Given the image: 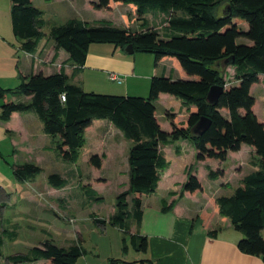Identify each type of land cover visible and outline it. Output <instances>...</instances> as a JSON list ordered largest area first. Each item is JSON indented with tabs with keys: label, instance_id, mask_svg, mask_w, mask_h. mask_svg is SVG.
<instances>
[{
	"label": "trees",
	"instance_id": "1",
	"mask_svg": "<svg viewBox=\"0 0 264 264\" xmlns=\"http://www.w3.org/2000/svg\"><path fill=\"white\" fill-rule=\"evenodd\" d=\"M8 1L13 36L22 51L33 54L44 36L43 13L33 5V0ZM112 3L134 5L139 28L70 19L51 26L49 38L54 48L64 50L81 67L93 43L122 48L130 44L136 53H152L155 63L165 57L175 58L187 78L154 76L148 96L138 97L85 92L71 85L63 73L31 74L23 77L14 90L0 88V126L5 127L15 114L33 113L45 135L59 137L57 154L68 163L75 162L85 144L84 133L94 120H107L132 143L128 151L129 188L117 195L115 212L108 219L124 233L123 253L129 246L126 234L133 250L146 252V239L130 234L129 230L132 221L138 224L141 220V196L156 192L160 171L167 165L161 153L163 145L188 140L195 148L197 161L214 160L220 164L225 162L228 152L239 151L242 145L251 147L258 159L257 169L240 179L231 195L220 196L215 203L219 214L242 235L237 242L239 252L260 257L264 264V124L254 113L255 98L251 94V88L264 79V0H95L90 6L108 10ZM155 13L164 17V36L146 18ZM226 59L229 63L225 66L234 68V75L227 82L216 68ZM214 85L223 90L217 102L209 104L206 94ZM160 94L181 100L189 112L185 126L177 125L175 115L167 112L170 127L161 129L154 105ZM61 95L64 102L60 101ZM21 96L29 100L12 99ZM202 117L209 119L208 128L199 135L192 133ZM101 159L94 155L88 163L99 169ZM207 171L210 180L224 174L222 168ZM41 172L33 163L13 166L19 183L32 180ZM46 181L55 189L67 184L65 178L54 173L48 174ZM202 191L201 182L189 174L181 193L193 195ZM94 222L106 226L105 220L96 218ZM211 235L215 236V232ZM78 243L62 248L47 240L27 254L10 255L6 260L11 264H36L40 260L45 264H76L87 255ZM118 261L111 260V264ZM138 263L151 264L148 260Z\"/></svg>",
	"mask_w": 264,
	"mask_h": 264
},
{
	"label": "crops",
	"instance_id": "2",
	"mask_svg": "<svg viewBox=\"0 0 264 264\" xmlns=\"http://www.w3.org/2000/svg\"><path fill=\"white\" fill-rule=\"evenodd\" d=\"M66 1L70 4L69 8L76 9L79 7V10L85 13H100L104 10L91 8L90 4L95 0H33L32 2L43 13L42 19L45 25L44 16L47 7L54 3L62 4ZM9 11V1L0 0V88L2 89H16L23 77L31 74L42 73L47 76L63 73L71 85L80 87L85 92L147 97L149 83L154 76L170 77L173 80L187 78L175 58L165 57L155 63L154 56L151 53L133 52V54H128L125 52V48L109 43L89 45L84 64L77 67L71 61L68 53L62 49L56 50L54 48V43L49 38L51 27L44 29L43 26L44 36L39 41L35 52L33 54L26 53L19 48L20 45L13 36ZM104 11L117 12L119 19L124 21L121 22L122 26L116 24V17L114 19L112 17L89 19L78 15L69 17L67 21L74 17L87 23L110 22L120 28H129V23L137 25V29L140 26V23L136 21L135 6L132 4L112 3L110 8ZM123 11H126V13H122ZM100 14L103 16V13ZM146 18L148 20V15ZM218 66L219 64L216 68L225 82L233 77V67L225 69V66H222L219 69ZM108 73H115L121 76L122 80L120 82H110L107 78ZM255 92L259 96L263 95L264 98L263 78L258 85L251 88V94L255 98L254 113L257 119L264 124V104H261L263 110L259 115L256 111L258 101ZM12 99L17 102L29 100V98L22 96L12 97ZM154 105L156 113L157 108L160 107L164 114L159 118L157 113L161 129L168 130L170 127L165 115L167 112L175 115L174 121L176 120L177 125H186L189 112L175 97L160 94ZM174 107L176 111L173 110ZM190 110H193V108L191 107ZM95 121H93L92 127L85 131V144L80 151L88 148L87 157L97 155L102 158L101 167L97 170L114 172L119 176L124 174L125 179H122L120 191H126L129 188L130 171L128 151L132 143L126 140L120 131L117 132L118 130L107 120H97L96 124ZM6 130H10V133H6ZM54 137H57L59 141L58 136ZM51 141V137L44 134L41 122L33 113L15 114L5 127L0 126V142L9 144L14 165L33 163L43 171L39 164L55 162V164L62 166L60 176L64 178L72 171L71 164L61 160L56 150L50 151L53 147ZM118 145H121L120 148L123 146L121 156L117 155V151L120 149ZM245 150L247 151L246 158L242 156V152ZM21 153H24L27 157L21 158ZM45 153H48V156ZM161 153L167 165L160 171L156 192L141 196V220L138 224L132 221L129 230L130 234L142 236L146 239V252H136L129 246H127L125 253L122 252L121 255L118 254L116 257L103 256L97 250L98 253L86 251L87 255L80 257L76 264H111V260H120L116 264H139L140 260H148L151 264H263L260 257L239 252L237 242L242 235L233 230L229 221L219 214L215 203L220 196L231 195L240 179L257 169L258 159L253 156V149L247 145H242L239 151L228 152L225 162L221 164V168L225 171L224 175L215 180L208 178L207 168L215 171L219 168L217 167L218 162L214 160L197 161L195 148L188 140L167 143L161 147ZM32 154L35 155L36 159L30 157L33 156ZM86 162L88 163V161ZM2 163L6 165L1 157L0 190L6 196L9 195L7 203L12 204V202L21 200L22 203L24 202V204L30 206L31 211L42 215L41 217L52 213L58 219L67 218L70 223H75L76 217L72 207L73 199L59 196L67 188H70L69 181L61 189L51 187L46 180L44 182L34 180L22 183L13 182L12 178L9 179L5 175L6 171L11 175L12 170L6 168V171H4L1 168L3 167ZM246 166H249L248 170H245ZM189 174L195 175L201 182L202 192H196L193 195L181 193L182 185ZM100 179L107 180V178L102 179L101 176L97 177L96 180L101 181ZM35 192L41 196H35ZM13 196L15 200H13ZM130 199L131 197L127 198L129 204ZM114 212L115 205L111 208L105 220H108ZM3 222L4 219L1 218V234L5 232L6 228ZM50 226L48 224V227ZM67 231L69 232V230ZM75 231L76 229H74V233L79 235ZM211 232H215V236H212ZM104 233L105 235L108 234L106 226L104 227ZM64 241L67 242V245L59 247L67 248L75 243V241H72V243L69 240ZM0 255V264H11L6 260V257L10 255H6L1 251ZM45 263V261L40 260L36 264Z\"/></svg>",
	"mask_w": 264,
	"mask_h": 264
},
{
	"label": "rangeland",
	"instance_id": "3",
	"mask_svg": "<svg viewBox=\"0 0 264 264\" xmlns=\"http://www.w3.org/2000/svg\"><path fill=\"white\" fill-rule=\"evenodd\" d=\"M68 6H70V4L67 1L62 4L54 3L52 5H49L44 16V20L46 23L44 25V29H47L53 25L63 24L69 17L78 15H82V17H86L89 19H102L109 17H112L114 19V17H116V24L119 26H122L121 22H124L123 20L119 19L120 17L117 12L109 13L103 10L100 12L103 13V16H101L100 13H85L84 11H80L79 7L75 9L69 8ZM122 13H126V11H123ZM71 19L75 18L73 17ZM163 21L164 17L161 14H148V22L159 32L160 36H164ZM128 26L131 29H137V25L135 24L132 25L131 23H129ZM143 53L145 54L146 52ZM218 64L219 69H221L222 66H225L222 62ZM229 67L230 66H225V69H229ZM95 93L99 94L100 92ZM100 94L119 95L111 93ZM255 95L258 101V108H256V111L260 115L261 111L263 110L261 104H264V98L263 95L259 96L257 92H255ZM178 100L181 102L180 99ZM175 109L176 108L174 107L173 110L176 111ZM157 113L159 118L160 116H164L160 107L157 108ZM97 122L98 121L96 120L95 124ZM51 139L53 147L50 151L52 152L57 149L56 143H58L59 141L57 137H51ZM120 147L121 145H118V148ZM122 150L123 146L117 151L118 156H121ZM88 151V148L79 151L75 162L73 164L70 163L72 171H70V174L68 176L65 175L64 177L67 181H69L70 188H67L65 192L59 195L60 197L64 196L66 198L73 199L72 207L74 208L73 213L76 217L75 223H70L67 218L58 219L52 213H48L45 216L41 217L42 215H39L35 211H31L30 206H27L26 204H24V202L22 203L21 200L12 202V204L7 203V199L9 200V198L7 197H9V195L6 196L0 190V220L1 218L4 219L3 223L6 227L3 234H1L0 232L1 252L6 255L27 254L30 249H32L33 247H38L45 239L52 240L53 243H55V245L57 246H66L67 242H63V240H69L70 243H72V241H75L74 244H77L78 239H80V242L78 244H80L81 247L88 252L95 251L94 253H98L100 251L103 256L109 255L111 257H116V255L122 254V238L125 237L124 233H122L117 227L112 226L108 222V220L105 219L108 217L111 208L116 205V197L121 192L120 185L122 183V179H125V175L121 174V176H119V174L114 172L99 171L97 170V168L89 165V163L86 162L89 160H87V158L91 157H87L86 153H88ZM45 154L48 156V153ZM245 154H247L246 150L242 152V156L246 158ZM0 155L6 163V165L2 163L3 167L1 168L4 171H6V168L11 169L12 174L10 175L6 171L5 175H7L9 179L12 178L13 182H15L16 179L13 174V154L11 153V148L9 147V144L7 142H0ZM32 155L33 156L30 157H34L36 159L35 155ZM24 157L27 156L24 153H21V158ZM39 165L43 168V171L42 173L35 175L32 178V180L36 182H44L48 174L50 173L59 175L62 173V166L55 164V162L50 164L43 163ZM217 167L221 168V164L218 163ZM248 169L249 166H246L245 170ZM100 176L102 177V179L107 178V180H96L97 177ZM34 195L37 197L41 196L39 194H36V192ZM95 198L101 199L95 200ZM13 200H15L14 196ZM95 218L106 221L108 234L106 233L105 235L103 226L98 225L94 222ZM43 221L46 222L43 223ZM47 223L51 226L48 227ZM73 226L75 227L73 228ZM74 229H76L75 232H78L79 235H76L74 233ZM67 230H69V232ZM262 236L264 237V233L262 234ZM126 239L129 248L133 249L132 245L129 242V235L127 234ZM96 250L98 252H96Z\"/></svg>",
	"mask_w": 264,
	"mask_h": 264
},
{
	"label": "water",
	"instance_id": "4",
	"mask_svg": "<svg viewBox=\"0 0 264 264\" xmlns=\"http://www.w3.org/2000/svg\"><path fill=\"white\" fill-rule=\"evenodd\" d=\"M125 52L128 54H133L134 50H133L132 45L130 44L127 45L125 47ZM228 63H229V59H226L223 61L224 65H227ZM222 90L223 88L220 86H216V85L211 86V88L208 90L206 94V98H205L206 101L209 104H215ZM209 124H210L209 119L205 117L200 118L197 124L195 125V127L192 129V133L197 134V135L201 134L203 131H205L208 128Z\"/></svg>",
	"mask_w": 264,
	"mask_h": 264
},
{
	"label": "built area",
	"instance_id": "5",
	"mask_svg": "<svg viewBox=\"0 0 264 264\" xmlns=\"http://www.w3.org/2000/svg\"><path fill=\"white\" fill-rule=\"evenodd\" d=\"M107 78L110 82H120L122 80V77L115 74V73H108L107 74ZM60 101L64 102L65 101V97L64 95L60 96Z\"/></svg>",
	"mask_w": 264,
	"mask_h": 264
}]
</instances>
